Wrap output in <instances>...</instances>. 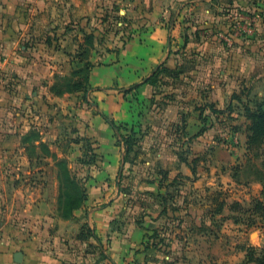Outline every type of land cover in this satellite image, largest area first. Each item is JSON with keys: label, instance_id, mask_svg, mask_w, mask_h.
Listing matches in <instances>:
<instances>
[{"label": "crops", "instance_id": "crops-1", "mask_svg": "<svg viewBox=\"0 0 264 264\" xmlns=\"http://www.w3.org/2000/svg\"><path fill=\"white\" fill-rule=\"evenodd\" d=\"M213 5V0H0V99L7 93L18 96V111L29 106L31 115L37 114L31 107L40 98H60L50 87L56 74L68 73L62 48L72 41V52L77 49L88 18L100 15L103 7L115 6L116 13L132 21L127 30L131 36L122 47L108 52L106 62L91 70L94 100L90 109L79 110L95 154L83 178L86 199L71 217L63 218L50 173L45 177L48 187L37 190L18 186L17 171L0 172V264H180L183 260L198 264L202 257V261L213 257L214 237H193L192 229L212 227L213 219L226 215L224 211L236 200L230 203L228 195H223L222 211L209 209L204 215V209L179 198L199 194L206 187L211 189L206 197L215 200V195L227 192L224 186L234 184L244 187L247 204L241 205L250 221L236 222L234 215L227 219L229 225L245 227L241 233L247 232L236 251L223 244L218 253L227 264H235L232 259L237 256L239 264H264V215L251 211L252 202L264 204V172L240 176L239 181L232 173L235 163L245 170L248 156L249 121L241 102H247L248 95L264 101V74H251L256 68L243 58L231 72V61L215 65L213 57L206 65V76L187 72L198 68V55L201 58L208 50V44L196 41L209 36V22L216 17ZM160 64L181 73L160 75L157 84L166 86L155 90L145 80ZM8 70L15 71L9 78L18 83L16 91L3 89L8 86L4 74ZM179 82L187 86L179 87ZM134 84H138L136 89L125 91ZM204 84H209L206 90ZM209 105L220 114L240 115L245 123L243 136L237 135L242 128L236 124H230L233 132H224L220 138L210 136L207 130L217 121L205 123L200 117L201 110L210 114ZM112 122L138 124L142 132L130 153L131 170L126 175L121 169L128 162H124ZM201 128L203 132L196 135ZM17 161L30 164L31 158L0 155L2 163ZM162 196L172 201L167 198L164 204ZM83 226L95 237L70 239L76 246L60 237L68 227L79 233ZM154 231L157 237L151 236ZM88 243H93V252L86 250Z\"/></svg>", "mask_w": 264, "mask_h": 264}, {"label": "rangeland", "instance_id": "rangeland-1", "mask_svg": "<svg viewBox=\"0 0 264 264\" xmlns=\"http://www.w3.org/2000/svg\"><path fill=\"white\" fill-rule=\"evenodd\" d=\"M213 2L216 17L213 22H209V36H205V39L203 38L202 41H196L202 45L208 44L209 47L201 58L200 54L198 55L197 58L200 60L198 68L194 67L193 69L195 70H193L189 69L188 64L184 65L185 68L189 69L187 72H191L188 73L189 76H206L208 74L206 65L210 63L209 59L212 57L216 60V62H213L215 65L222 66L228 61H231V72L235 71L233 69L238 67L243 58L248 66H254L256 68V71L252 69L251 74H254V72L255 75L264 74V0H213ZM102 9L100 15L87 19L86 32L81 34V42H78L79 46L74 52H72V41L70 45H64L62 49L69 63L65 72L68 73L56 74V78L50 87L56 90H66L74 86H80L79 90L69 93L66 92L61 95H56L51 90L54 96L60 98L55 99V101H48L45 96L40 98L38 103H35V108L31 107L35 109L34 111L37 113L35 114L38 116L37 118L34 114H30L29 106L26 107L25 111L22 108L18 111V96L14 98L12 94L10 95L8 93L5 96L1 95L0 124L3 130L0 131V155H17L18 157L19 155L25 154L31 158L30 164L23 161L10 163L0 162L1 173L6 172L9 174L13 171L18 172V186L23 185L29 189L37 188V190L46 189L48 187V179L45 177L50 173L54 177L58 194L60 192H68L71 196L76 197L79 195L77 188H84L83 178H85L89 172L88 165H90L93 158V143L86 133L88 127L80 118L79 110L90 109L91 101L94 100L90 95L92 92L90 73L94 66L106 62L105 56L108 52L120 49L131 36V33L127 30L132 24V21L116 13L115 6L103 7ZM193 22L194 20H191V23ZM198 23L194 25L197 26ZM91 64L93 67H90ZM12 72L15 71L8 70L4 73L5 77L8 79L5 85L8 86L4 85L5 87H3V89H7L6 87H8V89L16 91L18 83H14L13 80L9 78ZM157 80L160 79L157 77ZM157 83L152 85L155 87V90H158V87L161 85V88L166 86L163 84L164 82L160 84ZM178 85L182 88L187 86L183 82H179ZM208 86L209 84H204L203 90H206ZM247 86H250L249 81L247 82ZM248 98V101L255 100L250 97V95H248ZM20 104H22V102H20ZM200 104H202V101ZM237 112L238 111H236L235 114H237ZM210 119L212 123L217 121V124H213V128L207 130L210 136L220 138L224 132H233V126L230 124L241 126V133L237 135L243 136L242 132L245 123L240 115L235 117L230 116L229 113H225L217 115V117L211 116ZM136 137H139V135L129 137L130 148H132V141ZM116 138H118V136H116ZM40 142L43 144L42 148L39 147ZM32 144H34L35 147H31ZM120 146L122 147L121 143ZM247 150V163L246 167H243L245 170H240L239 163L233 165L232 173L238 181L240 180V176L242 178L255 177L264 172V138L253 141V144L250 145ZM206 152L208 154V151ZM130 158L131 154H128L126 156L128 167L127 164H124L121 169L125 175L131 170L129 167L132 162ZM208 158L209 161L212 160V154ZM206 163L207 162L204 164ZM63 166H66L72 175L73 181L78 187L64 179ZM200 166L204 167V165L201 164ZM262 167L263 169H261ZM58 174L62 176L60 186L57 179ZM224 187L227 189L225 194H214L218 201L224 198L223 195H228L227 198L230 203L236 200L241 204H247L242 196V190H244L243 186L234 184ZM209 190L211 189L205 187V189H202L201 193H196L190 197L180 196L179 200H185V202L191 203L201 210L204 209L205 215V210H208L207 213H209V209H215L217 205L216 200H213L214 196L211 198L206 197V195L210 193ZM30 192L31 191H29V193ZM64 198V195L61 196L60 205H63ZM168 200L172 201V197H168ZM173 202L178 203V199H175ZM201 210H199L200 213H202ZM224 212L226 215L223 214L221 217L213 219L212 227L211 225L209 228L199 226L192 229L193 237L198 235L204 240L206 236H209V238L211 236L214 237L213 243L215 253L213 257L207 260L204 259L203 261L202 257L199 259L198 264H227L228 261L225 260L223 262V259L220 258L218 253L222 245H229L230 251H236L240 244V237L247 232L241 233V231H244L245 227L239 225V223H249L250 220L246 218V214L230 210H225ZM60 215L63 218H68L61 212ZM232 215L240 220L238 225H229L230 221L227 219ZM204 221L207 220H202V224H204ZM223 221H225V223L222 225L221 222ZM261 225L264 229V224ZM207 230L211 231L208 232ZM251 230H253V228H250L248 231L250 232ZM83 235H87V239L92 237L91 232L86 226H83L79 233H75L73 228L68 227L65 233L60 237H64V239L68 238V242L76 246V243L70 241V239L72 240V238L74 239L75 237ZM157 235H159L158 232ZM226 240H228L227 243ZM209 241H211V239H209ZM201 248L202 247H200V250L203 255H205L204 250ZM86 250L93 252V243H88ZM181 262L186 264L184 260L179 263L182 264ZM232 262L239 264L240 261L238 256L237 259H232Z\"/></svg>", "mask_w": 264, "mask_h": 264}, {"label": "trees", "instance_id": "trees-1", "mask_svg": "<svg viewBox=\"0 0 264 264\" xmlns=\"http://www.w3.org/2000/svg\"><path fill=\"white\" fill-rule=\"evenodd\" d=\"M169 23H170V27L173 25V15L170 16L169 19ZM92 66V64L90 65V67ZM93 67V66H92ZM181 73V70H177V69H172L169 67H166L164 64H160L158 65V67L152 72V74L146 78L145 82L153 85L156 84L158 82L157 77L159 78L160 75H168L171 77H175L177 75H179ZM159 75V76H158ZM80 86H74L72 88H68L66 90H56L55 88H50V92L52 93V91L56 94V95H61L63 93L66 92H72V91H76L79 90ZM138 87V84H134L132 86H130L128 89H126L125 91L128 92L132 89H136ZM54 89V90H53ZM52 90V91H51ZM250 102V103H249ZM242 103V108L244 111V116L246 117V119L249 121V124L246 127V149L249 148L250 145L253 144V141L255 140H260L261 138H264V101H259V100H252V101H248L247 102H241ZM214 105H209L208 106V110L210 114H204L203 110L200 111V117L202 119L203 122L207 123L210 121V117L211 116H215L217 117L218 114H220V111L216 108L213 107ZM112 127L114 128V130L116 131V136H118L117 139V143L120 145V143L122 144L123 147V154H124V162L126 161V156L128 154H130L131 152H133L132 150H134V147L137 146L138 141L140 139L141 136V130L140 127L138 126V124H128V123H121V124H114L112 122ZM203 132V128H201L196 135L200 134ZM136 135H139V137L134 138V140L132 141V148H130V140L129 137H135ZM43 144L40 142L39 147L42 148ZM31 147H35L34 144L31 145ZM95 158V154L93 152V158L90 162V164L94 161ZM64 171V179H66L67 181H69L70 183H73V185H76V183L73 181L72 175L70 174V172L68 171V169L66 168V166H63ZM57 179H58V183L59 186L62 182V176L60 174L57 175ZM77 186V185H76ZM78 187V186H77ZM60 190V187H59ZM77 192L79 193L78 196L74 197L71 196L68 192L67 193H59L58 197H57V204H58V209L61 213L65 214L68 218L72 216V212L74 209L78 208L80 205H82V203L84 202V200L86 199V193H85V188H77ZM64 195V203L63 205L61 204V196ZM167 197L162 196V200L163 203H167ZM216 200V207L214 209V213H219L222 211L224 205H225V200H220L218 201L217 198H215ZM165 207L162 210L163 212L165 211ZM228 209L230 211L233 212H241V213H247L248 210H246L241 203H239L238 201H234L231 204L228 205ZM251 211L254 213H258L259 215H264V204L262 201L256 200L254 202L251 203ZM234 220L237 222L238 218L236 216H233ZM88 228V227H87ZM88 230L91 232V236L95 237L94 232H92V230L90 228H88ZM151 236L157 237V231H154L153 234H151ZM83 237L85 239H87V235H83L80 236ZM149 243V242H148ZM152 245H155V243H153Z\"/></svg>", "mask_w": 264, "mask_h": 264}, {"label": "water", "instance_id": "water-1", "mask_svg": "<svg viewBox=\"0 0 264 264\" xmlns=\"http://www.w3.org/2000/svg\"><path fill=\"white\" fill-rule=\"evenodd\" d=\"M18 255H19V253H16V260L18 261Z\"/></svg>", "mask_w": 264, "mask_h": 264}]
</instances>
